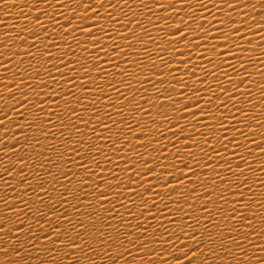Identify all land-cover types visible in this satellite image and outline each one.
Instances as JSON below:
<instances>
[{"label":"snow or ice","instance_id":"1","mask_svg":"<svg viewBox=\"0 0 264 264\" xmlns=\"http://www.w3.org/2000/svg\"><path fill=\"white\" fill-rule=\"evenodd\" d=\"M195 4L26 0L0 38V180L25 205L0 219L8 264H264V85L243 55L264 0Z\"/></svg>","mask_w":264,"mask_h":264},{"label":"bare ground","instance_id":"2","mask_svg":"<svg viewBox=\"0 0 264 264\" xmlns=\"http://www.w3.org/2000/svg\"><path fill=\"white\" fill-rule=\"evenodd\" d=\"M26 2V0H8V3L11 4H16V7H7L4 8L2 6H0V21H3V24H0V38H3L4 34L7 33V35H15V33H11L8 32L7 30L12 28L14 25L17 27V29H19L20 27H24V17L20 15L21 11H27V9L23 8L22 6L24 5V3ZM28 2L30 3L31 0H28ZM205 2H207V0H205ZM3 3V0H0V4ZM193 3L195 5V7H199L198 4H195V0H193ZM257 11L260 13L259 16L256 15V13H251L252 17L257 20V24L252 25L253 28L256 27H261L264 28V8H261L259 4L256 5ZM214 11V10H213ZM36 13L35 11L32 13V15L34 16ZM234 18L239 22L240 17L236 16L235 14H233ZM190 18V17H189ZM178 22V21H177ZM249 24H251V21H249ZM28 27H31V25L29 24ZM207 27V25H206ZM185 31H187V29H185ZM244 31H247L246 29H244ZM161 35H163V33H161ZM251 35V34H250ZM222 39V38H221ZM251 39H252V44L251 45H247L245 44L244 47L245 48H249V49H253V51H245L243 53V55L247 58V57H251L252 61H256L259 60L261 63H253L249 68H248V72L252 74L251 76V80H252V95L253 97H259L260 96V85H264V75H262L261 73L264 72V31H261L259 33H257L256 35H251ZM79 51V50H77ZM208 55H213L212 53H209ZM194 59H197L198 57L194 56ZM158 63V61H157ZM232 63H238V61H232ZM211 67V66H209ZM245 75H247V73H245ZM239 87H241V89H245L246 85H240ZM254 103L256 104L255 108H252V110L250 111L249 115L250 117L256 119L258 118L260 122H264V116L261 115V113H264V104L260 103L258 100H254ZM245 107H249L251 108L250 105H245ZM229 119H231V116L229 115ZM253 129H255L256 131V136H255V140L257 142H262V147H264V128H256L255 124H253ZM205 131H207V129H205ZM259 149L255 150V152L258 154L259 153ZM13 160H15V157L12 158ZM252 157H249V160H251ZM264 163V158H261L257 165H255V167H259L260 164ZM54 171H56L54 169ZM0 175H3V173H0ZM41 175H43V173H41ZM251 178L252 179H256L257 177H259L260 179H264V173H260V172H255V173H251ZM251 183V180H250ZM6 187V185L4 184V182L2 180H0V195H5V198L8 197V199L12 200L13 202L17 203V207L15 209H12L11 211L8 210V208L5 207L4 203L2 201H0V219H2L5 216H11L13 218V220L16 219L15 217V213L17 211H20L21 209H23L25 207V205L20 204L19 198L16 197L17 192L15 191L16 189V182L13 181V184L10 185V188L12 189L11 191L5 189V191L3 192L2 190ZM258 194L264 192V189L256 187L254 189ZM54 195H58V193H54ZM26 199H34V197L32 196L31 193H29L28 197ZM261 202H264V196L261 197ZM73 203H75V201H73ZM8 207H13L12 204H9ZM28 207H33L31 204L28 205ZM256 206L253 205V208H255ZM34 210V208H33ZM123 211V210H121ZM69 212L71 213V209H69ZM264 215V209H259L258 210V217ZM101 219L99 221H97L98 225H106L107 221L105 219H103V217L105 216V213L101 212L100 213ZM83 219L85 220V223L89 222V218L87 216L83 217ZM19 220L24 222L25 225L28 224H33V218L29 217L28 219H25V217L22 215L19 217ZM43 223V222H41ZM257 225H260L261 221L259 219H257L256 221ZM10 227L13 228V232H15V226L12 225L10 223L9 225ZM45 227H47V225H45ZM107 230V229H106ZM20 231H24L23 229H21ZM89 231L91 232L92 229H89ZM12 233L9 232L8 236H11ZM5 239H9L8 237H5ZM262 239H264V236H262ZM3 245L0 244V247H2ZM94 247H96L95 243L93 244ZM31 252L32 258L28 259L27 261H19V264H41V261H43V264H51V261H49L41 252L40 253V259H35L36 256H38L39 254L36 252H32V250H29ZM251 255V253H250ZM254 255H260L259 253H254ZM94 258V257H93ZM0 264H8V258H4V257H0ZM61 264H68V261L62 260ZM81 264H84V262L82 261ZM97 264H112V262L110 260H106V259H102V260H97ZM120 264H123V261H120ZM133 264H140L139 261H135L133 262ZM171 264H177L176 261H172ZM224 264H230L229 261H225Z\"/></svg>","mask_w":264,"mask_h":264}]
</instances>
